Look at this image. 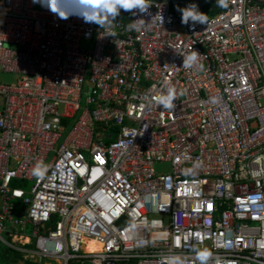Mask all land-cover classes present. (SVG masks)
I'll return each mask as SVG.
<instances>
[{"label": "built area", "instance_id": "built-area-1", "mask_svg": "<svg viewBox=\"0 0 264 264\" xmlns=\"http://www.w3.org/2000/svg\"><path fill=\"white\" fill-rule=\"evenodd\" d=\"M214 1L189 31L170 0H148L121 10L110 37L71 14L77 0H60L67 18L55 0H0V74L15 78L0 82V251L264 264V0ZM136 19L147 25L129 31ZM169 88L164 110L154 98Z\"/></svg>", "mask_w": 264, "mask_h": 264}, {"label": "clouds", "instance_id": "clouds-1", "mask_svg": "<svg viewBox=\"0 0 264 264\" xmlns=\"http://www.w3.org/2000/svg\"><path fill=\"white\" fill-rule=\"evenodd\" d=\"M58 11H53L50 7V0H32V3H39L42 7H47L50 11L56 12L61 18H67L70 14L67 9L60 3V0H55ZM215 3L219 7H226V0H215ZM150 3L148 0H77L75 9L71 14L77 15L84 23L95 24L100 29H106L107 35L115 37L116 33L112 30V26L117 16L120 15L121 10L130 12L135 15L133 10H137L139 13H146ZM60 11H64L65 15L61 16ZM180 12V23L182 26H186L189 31H195L197 25L207 24L206 15L199 11L196 4H190L185 8H178ZM162 18V17H161ZM171 23V18L168 19ZM145 21L143 19H136L131 21L127 25L129 31L138 30L144 27ZM198 53L192 51L191 53L183 57L182 66L185 68L191 67L197 61ZM156 104L164 109L171 110L175 107L174 100L176 99L174 89L169 88L166 94H161L155 98ZM44 169L42 168V162L36 166L33 170V175L38 178L43 176ZM196 259L203 264L207 259V254L200 252L197 253Z\"/></svg>", "mask_w": 264, "mask_h": 264}, {"label": "rangeland", "instance_id": "rangeland-1", "mask_svg": "<svg viewBox=\"0 0 264 264\" xmlns=\"http://www.w3.org/2000/svg\"><path fill=\"white\" fill-rule=\"evenodd\" d=\"M117 18V17H116ZM0 82L10 84L15 82V78L12 75L8 74H0ZM2 101L0 100V105ZM169 167L167 165H156L155 171L157 174L166 173L168 172ZM30 262V263H27ZM0 263L1 264H39L34 261H26L22 255L19 257H15L14 252H10L9 254L6 253L4 250L0 252Z\"/></svg>", "mask_w": 264, "mask_h": 264}, {"label": "water", "instance_id": "water-1", "mask_svg": "<svg viewBox=\"0 0 264 264\" xmlns=\"http://www.w3.org/2000/svg\"><path fill=\"white\" fill-rule=\"evenodd\" d=\"M211 0H203L202 2L200 3H194L197 5L198 9L201 10L203 9L206 4L208 2H210ZM171 2V7L173 9V12L176 14V15H179V11H177V9L179 8V6H183V7H187L188 5L190 4H193V3H188V2H177V1H173V0H170Z\"/></svg>", "mask_w": 264, "mask_h": 264}, {"label": "bare ground", "instance_id": "bare-ground-1", "mask_svg": "<svg viewBox=\"0 0 264 264\" xmlns=\"http://www.w3.org/2000/svg\"><path fill=\"white\" fill-rule=\"evenodd\" d=\"M101 246L95 242H85L83 246V251L88 253H100Z\"/></svg>", "mask_w": 264, "mask_h": 264}, {"label": "trees", "instance_id": "trees-1", "mask_svg": "<svg viewBox=\"0 0 264 264\" xmlns=\"http://www.w3.org/2000/svg\"><path fill=\"white\" fill-rule=\"evenodd\" d=\"M203 0H198V1H196V3H200V2H202ZM215 4V1L214 2H211L209 5L211 6V5H214ZM179 8H184V7H179ZM207 8V7H206ZM205 8V9H206ZM205 9H203L202 11H204ZM172 11H173V9H172ZM217 12V10L214 12H211L210 13V15H214L215 13ZM180 12H179V15H177L178 16V18L180 19ZM6 251V253H10V251L9 250H5ZM1 252V251H0ZM15 254V257H19L20 255L19 254H17V253H14Z\"/></svg>", "mask_w": 264, "mask_h": 264}, {"label": "crops", "instance_id": "crops-1", "mask_svg": "<svg viewBox=\"0 0 264 264\" xmlns=\"http://www.w3.org/2000/svg\"><path fill=\"white\" fill-rule=\"evenodd\" d=\"M179 7H183V6H179ZM185 8V7H184ZM200 11V10H199ZM28 249H31V247H28ZM5 251V250H4ZM6 252V251H5ZM10 252H12V251H10ZM15 253V252H14ZM20 255V254H19ZM26 261H30V260H26ZM34 262H36V263H39L38 262V259H34ZM27 263H30V262H27ZM39 264H43V263H39Z\"/></svg>", "mask_w": 264, "mask_h": 264}]
</instances>
